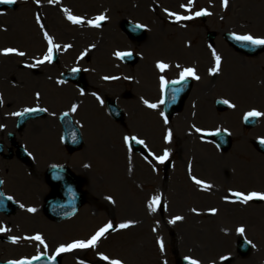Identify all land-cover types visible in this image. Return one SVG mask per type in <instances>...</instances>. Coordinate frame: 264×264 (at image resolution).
<instances>
[{
	"label": "rangeland",
	"instance_id": "obj_1",
	"mask_svg": "<svg viewBox=\"0 0 264 264\" xmlns=\"http://www.w3.org/2000/svg\"><path fill=\"white\" fill-rule=\"evenodd\" d=\"M141 1L143 9L138 0H61L57 4L49 3V0H17L15 9L0 12V52L14 48L25 53L22 57L0 55V88L4 86L3 89L7 88L9 92L5 94L3 91L0 95V127H7L9 123L13 128L14 118L8 122L3 114L9 113L10 116L15 109L32 104L28 100L33 88L41 91L42 99L46 98V91L52 93L53 99L49 94L46 102L51 112L58 108L66 109L70 102L79 97L70 84H61L62 87L58 88L55 81L42 79L39 85H28V77L36 74L22 66L30 64L31 59L43 52L45 32L60 42L72 40L68 34L75 33L77 28L68 21L63 9L88 19L97 13L105 14L107 21L102 28L91 31V35L68 55L74 57L80 49L91 52L87 55L88 60L82 63L88 69L85 77L89 83L90 80L92 82L89 88L98 93H109V97H114L125 112L124 123L116 124L105 112L97 110L96 102L86 96L82 99L77 116L85 141L81 152L68 155L62 150L63 158L61 154H52L57 147V135L51 131L42 134L46 140L43 150L38 142H33L38 149L34 166H41L44 160L60 159V163L68 166L72 163L81 166L85 174L82 175L84 185L81 189L85 193L82 208L75 216L57 224L48 221L39 210L38 196L46 193V187L40 179L32 178L33 169L23 166L25 170L20 171L21 175L14 171V163L0 159L3 191L13 200L15 197L19 204V210L11 216L0 215V221L4 218L3 223L12 227L11 232L4 235V238L12 239L0 240V261L29 259L43 254L52 257L61 246L86 241L100 228L111 224L112 228L101 237L95 248L62 252L58 256L60 264H107V261L100 259L101 255L119 260L121 264H175L176 258L183 256L193 257L200 264H264V201H250L245 210L236 212L231 207L223 206H229L224 203L223 197L231 199L228 195L231 191L264 193V157L252 147L253 140L264 139V115L259 117L258 125L252 130H246L241 125L242 117L248 112L264 113V70L260 66L264 63V55L256 58L236 55L239 59H235L229 55L235 53L218 35L219 31H230L237 35L251 33L264 36V0H228L227 8L223 6V0H194V16L203 8L210 15L205 22L195 17L194 22L186 24L161 14V10L176 9L187 0ZM148 5L153 6L154 11H150ZM37 16L40 18L39 24ZM123 18L141 21L148 28L143 41L145 45H135V50L138 46L142 56L130 72L115 59L117 50L127 48L126 40L118 32ZM157 29L160 30L159 34ZM112 30L115 31L114 38H101L102 34L108 35ZM206 30L216 31V55L224 59L220 71L215 74L210 70L215 60L213 53L210 54L205 47ZM88 46L92 48L87 50ZM183 48H186L183 56L185 62L177 55L182 53ZM189 48L191 53L187 52ZM159 59L170 65L171 75L173 71H178L173 60L186 65L194 64L195 73L201 75L194 83L183 112L172 118L170 126L161 124L155 112L147 109L142 111L141 117L128 115L129 102L134 108L138 96L146 94L144 99L156 100V93L149 92V89L156 91L158 74L155 64L158 62L155 61ZM6 62L12 63L9 72L2 70V64ZM72 63V60H68L65 66ZM55 68L58 71L57 63L49 68L53 74ZM127 75L133 77V83L127 84L123 80ZM101 76H118L119 80L102 83ZM21 93H24V98L19 99ZM217 97L234 107L225 113H217L213 108V99ZM193 121L210 131L225 129L231 136L230 149L221 151L212 141L202 137L208 142L207 145L203 144L198 141L195 132L189 138ZM160 128L164 130L162 135ZM170 130L174 138L172 145L161 139ZM31 133L27 126L20 134V139L30 151L34 149L27 142ZM133 135L141 136L154 148L155 144L162 150L167 148L165 150L170 153L168 165L154 172L152 168L149 169L151 165L144 156L122 146L124 137ZM0 138L6 143L3 135ZM46 147H49L48 151ZM190 152L194 158L193 171L186 169ZM202 157L203 161L200 160ZM34 169V176H37L40 170ZM196 175L214 183L216 189L213 192L218 194L213 199H198L202 184L196 187L190 181ZM156 189L163 206L160 212H157L158 208L153 212L149 207L153 198L151 200L147 194ZM35 207L37 213L25 211ZM194 207L198 214L187 213ZM207 209L210 210L207 212ZM176 217L182 219L171 223ZM120 221L129 227L121 229ZM238 225L245 230L243 234L237 231ZM36 235L43 239L44 244L24 239ZM239 237L252 245L251 254L246 258L236 254L235 242ZM13 238L16 243H12Z\"/></svg>",
	"mask_w": 264,
	"mask_h": 264
},
{
	"label": "flooded vegetation",
	"instance_id": "obj_2",
	"mask_svg": "<svg viewBox=\"0 0 264 264\" xmlns=\"http://www.w3.org/2000/svg\"><path fill=\"white\" fill-rule=\"evenodd\" d=\"M138 2H139V4L141 2V5L143 3V1H141V0H138ZM149 2L151 3V1H149ZM154 4L158 8V5L155 2H154ZM148 7H150V11H154V7L153 6H151V5L149 6L148 5ZM98 14H100V13H97L95 15H98ZM101 14H104V13H101ZM125 19H128V18L121 19V23ZM73 27L77 28L75 33H69L68 34L69 37H71V39H72L70 41L71 48L70 49H59V51L56 52V57L57 58H56V62L55 63H48L47 62L45 64H40V65H38L36 67L29 66L30 67V69H29L30 72L35 73L36 76L30 75L29 81H27V83H28V85L32 84V86H35V83L37 85H39L40 83H38V82H40V80L43 79V80L55 81L56 82L55 84H56V86L58 88L62 87L61 84H70V85L74 86V89H75L76 92H78L79 97L75 98L72 102H70L66 109L58 108L59 110L51 112V110H49L50 108L46 104V102H47V98H50L48 96L49 94H50V96L52 98V93L51 92L47 93V91H46V93H45V97L46 98L42 99V93H41V91L38 88H33L34 90L32 89L30 91V94H29L30 95V99L28 101H31L32 104L28 105V107L29 108H36V109H44V111H43L44 114L43 115L39 114L40 116L37 119H33V120L29 121L28 124L26 125V127L27 126L29 127L30 132H33V133H31L28 136V141L27 142L35 150L32 149V151H30L28 149L26 143H24L22 141V139H20V134L24 131V129L19 131V129L17 127V124H16V121L13 122V128H12V126H10L9 129L0 131V136L3 135L6 138V143H3L1 141V138H0V144L2 145V150H3V153L0 155V159L8 160V161H11L12 163H14V171L15 172H19L21 175H22V173L20 171L25 170V168H23V166L31 167L33 169L32 172L34 173V170H35L34 168H38L39 170H41L47 163V160L46 161L44 160L43 163H41V166H38V167L34 166V164L37 161L36 157L38 155V154L36 155L35 152H37L38 149L35 147V143H33V142L34 141L38 142L39 147L43 150V148L45 147V143H46L45 138L42 136V134L46 133L44 131L55 132L56 127H57L56 120L59 119L58 117L61 114H67L73 120H79V117H77V116H78V112L81 109L82 99L85 98L86 96H90L92 98V94L96 92L95 90L89 88L91 86L92 82L90 80V83H89L88 79L85 77L86 72L88 71V69L82 64L83 63V58H81V57H83V50L80 49L77 53H75L73 55L74 57H72V54L68 55V52L73 51L74 47H76L77 45H79L81 43V41L77 42L75 40L74 35L80 34L82 32V28L83 27L82 26H76V25H74ZM86 28H88V30L85 31L84 33H85V35H87L89 37L91 35L90 34L91 31H95V29H93L91 27H86ZM118 29H119V27H118ZM146 35H147V33H145L144 36L139 41H134L130 37H127V36L125 38H126V40H128L130 48L131 49H135V45L136 44L137 45L138 44H140V45L142 44V46L145 45L144 44L145 42L143 43V41L145 40ZM107 36L114 37V32H110ZM53 39L57 43H59L60 46L65 44V42H60L55 37ZM142 46H139V47H142ZM131 51L140 52L138 50V46H137L136 50H131ZM90 53L88 55H90ZM68 60H72L73 63L70 64L68 67H66L65 64H66V62H68ZM85 60L86 61L88 60V56L87 55L85 57ZM56 63H57L58 71L55 68V74H53L49 68L52 67ZM124 66L127 67V69H129V70L132 68V67L126 66V65H124ZM43 67L48 68V71H44V73L42 75L41 74V69ZM84 68H86V71H84ZM68 69H79V71L84 72V77H83V75H78V76H76L75 81H71V82L62 81L61 73L66 71V70H68ZM45 72H48V73L45 74ZM3 87L4 86H1V88H0L1 89L0 95H1V93L3 91L5 92V94H8L9 93L8 89L7 88L3 89ZM9 88L12 89V87H9ZM68 91L70 93L71 89L68 90ZM149 92L159 93V90L156 87V91H155V89H152L151 91L149 89ZM100 93L101 94H109V93H106L105 91H101ZM145 93H148V92H145ZM23 95H24V93L19 94L18 98L19 99L20 98H24ZM26 96H27V93H25V97ZM63 96H64V93H63ZM145 96H146V94L142 95V97L140 98L137 106H135L134 108H131V103L132 102H129V105H128V110H129L128 114L129 115L130 114H134L135 112H137V110L140 112L143 109V107H142V102H143L142 98L145 97ZM112 98H114V97H112ZM128 98L130 99V97H128ZM93 100L96 102V104L98 106L97 101L95 99H93ZM113 100H115V98ZM73 105L76 106V111L75 112L72 111ZM96 109L98 110L99 108L96 107ZM52 126H54V127L52 128ZM21 148L25 151V154H22L23 156H21V154H20V149ZM38 173H41V172L39 171ZM44 176L45 175H43V177ZM80 183H82L81 180H80Z\"/></svg>",
	"mask_w": 264,
	"mask_h": 264
},
{
	"label": "snow or ice",
	"instance_id": "obj_3",
	"mask_svg": "<svg viewBox=\"0 0 264 264\" xmlns=\"http://www.w3.org/2000/svg\"><path fill=\"white\" fill-rule=\"evenodd\" d=\"M17 0H0V4H14L16 3ZM53 0H49V3H52ZM56 2H58V0H56ZM194 2V0H189V6L185 9L186 11H191V5ZM223 6L225 8L228 7V0H223ZM63 11L66 14V17L68 19L69 22H71L72 24H76V25H83L85 23L88 24V26L90 27H99L101 21H103L105 19L104 16H97L94 20L92 21H84L82 19H80L77 16L72 15L68 9H63ZM170 17L174 15V13L172 12H168L167 13ZM210 15L209 12L207 11H197L195 12V17H201V16H207ZM176 21H181V20H190L193 19V16L188 15V16H181V15H176L175 16ZM37 23H40V18L37 16L36 18ZM139 27V26H137ZM233 38L237 41H241V42H245L254 46H260V45H264V39H257L254 38L252 35H234ZM44 39L47 41L48 44V49H47V53L44 56L43 59H37L32 65H25V67H36L37 65L40 64H44L45 62L51 63L52 62V58H53V53L55 51V49L57 47H59L58 45H55L53 42V39L48 35L47 32L44 33ZM0 55H4V56H8V55H15V56H24L25 53L23 51H19L16 50L14 48H6L4 49L2 52H0ZM117 58H124L126 56H130L131 53L128 52H117L116 54ZM213 56L215 59V66L211 69V73L215 74L217 72L220 71V65H221V58L215 54V52H213ZM83 58V57H81ZM169 67V65L163 63V62H158L156 64V68L160 71V72H164L167 68ZM73 71H79V69H73ZM179 80H173L171 82L167 81L164 79L163 76H161L160 78V87H161V91L163 92L164 89L167 87V85L169 83L172 84H179V83H183L184 80H186L188 77H191L193 79H199V77L195 74V70L192 68H185L183 71H181L179 73ZM105 80L108 79H118V77H104ZM179 91V89H174L172 92V99H175V95L176 93ZM83 94V93H82ZM164 100L161 99L160 100V104H163ZM224 103H228L227 101H224ZM145 105L146 107H148L149 109H156L157 107H159L158 104H154V103H149L147 101H145ZM229 107H234V105L229 104ZM25 112H35V111H44V109H34V108H30V109H25ZM72 111L75 112L76 111V106L73 105ZM16 115H23V113H16ZM67 115V114H66ZM161 115H163V113H161ZM264 115V113L258 112V111H250L246 114L245 119L248 118H256V117H260ZM168 121L167 119H165V124H167ZM197 132L200 131V129H196ZM172 137H173V133L171 131H168L165 136H164V142L165 143H171L172 141ZM125 144H129L130 141H134L136 144H144L145 142L141 139H138L135 136H131V137H125L124 138ZM262 143H264V141H261ZM149 155L152 156V158L154 160H156L158 163L163 164L165 163L166 160H168V157L170 155V153L165 150L163 155H155L151 152H149ZM194 183L197 185H201L202 181L196 178H193ZM211 185L208 184H203V188L204 189H208L210 188ZM232 196L236 197L237 200L240 203L243 204H247L252 200H262L264 201V193H258V192H250L248 194H244L242 192H232L231 193ZM9 199H11L9 197ZM160 202V197H155L153 198V200L150 202L149 207L151 208V210L154 212L156 211V207L159 205ZM232 202H236V201H232ZM29 212H34L35 209H28ZM213 214H215V210H213ZM182 219L181 217H176L175 220L170 221L171 223H175L176 220H180ZM121 229H125L128 228L129 225L128 224H121L119 226ZM112 228L111 224H108L102 228H100L93 236H91L90 239L86 240V241H76L74 243L68 244L67 246H61L60 248L56 249V256H59L62 252H70L74 249H89V248H95L98 241L101 239V237H103L105 235V233L109 232V230ZM2 231H6V229H0V232ZM240 234L244 233V229L243 228H239L237 230ZM25 239H31L34 241H37L41 244H44L43 239L39 236H32V237H25ZM17 241L15 239L12 240V243H16ZM161 250H163V244H161ZM35 259H40V257H35ZM53 259H55V257H53ZM101 260L107 261V264H121V262L119 260H113V259H109L107 256L101 255L100 256ZM9 264H31V261H19V262H13L10 261ZM188 264H198V262L196 260H189Z\"/></svg>",
	"mask_w": 264,
	"mask_h": 264
},
{
	"label": "water",
	"instance_id": "obj_4",
	"mask_svg": "<svg viewBox=\"0 0 264 264\" xmlns=\"http://www.w3.org/2000/svg\"><path fill=\"white\" fill-rule=\"evenodd\" d=\"M6 7L14 8V5H12V4H7V5L0 4V9L6 8ZM233 44L235 46H237L241 51H244L248 55H254L258 51L262 50V47L261 48H250L247 46V48H244L238 43L233 42ZM217 103H219V105H220L219 106L220 110H223L224 107L220 104V102H217ZM255 120H256L255 118H248V119H245L244 122H245V125L247 127H251L255 124ZM216 141L220 144V146L223 150H226L230 145V140L227 137H225L224 135L217 136ZM256 149L258 151L264 153V143L257 144ZM70 192L71 191L68 189H66L63 192L64 197L67 199L65 202H61V203H57V204L53 205L55 208H58V211H59V212L56 211V213H59V215H56V214L51 215V217L54 220H61V219H64L66 217L71 216L76 211V206L80 205V203H81L80 199H79L78 203L76 204V206L74 203H72V201H68V194ZM75 199H78V196H76ZM70 206H72V207L69 210H67V208H69ZM237 249H238L239 253L242 256H244L247 254V252L249 250V245L243 241H240L238 243ZM31 264H59V261L58 260L57 261H51V260H47L46 258H41L39 261L33 262ZM177 264H187V262L185 260H179L177 262Z\"/></svg>",
	"mask_w": 264,
	"mask_h": 264
},
{
	"label": "bare ground",
	"instance_id": "obj_5",
	"mask_svg": "<svg viewBox=\"0 0 264 264\" xmlns=\"http://www.w3.org/2000/svg\"><path fill=\"white\" fill-rule=\"evenodd\" d=\"M87 30H88V28L83 27V28H82V32H81L80 34H76V35H74L75 40H76L77 42L82 41V39L85 37V33H84V32L87 31ZM229 55H231V54H229ZM231 57H233V58H235V59H239L238 56H236L235 54H232ZM2 65L4 66V67L2 68V70H5V72H9V71L11 70V68H12V63H10V62L3 63ZM44 71H48V68L43 67V68L41 69V74H42V75H43ZM47 73H48V72H45V74H47ZM200 160L203 161L204 158H202V159H200ZM196 164H197V162H196ZM121 222H123V221H120V223H121ZM121 224H124V223H121Z\"/></svg>",
	"mask_w": 264,
	"mask_h": 264
}]
</instances>
